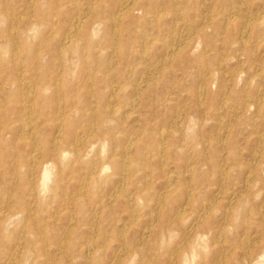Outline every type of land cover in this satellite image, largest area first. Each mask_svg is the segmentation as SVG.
Masks as SVG:
<instances>
[{"label":"bare ground","instance_id":"1","mask_svg":"<svg viewBox=\"0 0 264 264\" xmlns=\"http://www.w3.org/2000/svg\"><path fill=\"white\" fill-rule=\"evenodd\" d=\"M2 1L3 0L0 2ZM39 1L38 7L36 6L35 9L34 2L32 1L33 3L31 4L29 3L30 7H32L33 21L30 20L31 22L24 24V27H22L19 32L15 30L17 24H19L18 22L17 24L13 23L11 25V28L15 30L16 33L15 31L14 33H9L7 31L5 22H7L8 19L3 16L2 11L4 10L3 6L0 4V60L5 63L2 68L4 70L6 68V71L12 68L11 71L14 75L10 76L7 82L10 84L8 92L10 91L13 95L20 94L21 99L19 101L24 103L26 101L24 96L29 95L28 91L30 90L25 88L26 83L32 82L35 94L34 105L42 104L50 107L52 104L55 107L54 111H46L45 115H47V117L43 118V124L49 126L52 129V133L47 135L48 138L45 139L46 141L44 140L42 145H39L34 137V149L31 151V155L28 158L22 157L18 161L12 158L9 165L11 174L16 175V172L24 168V171H28L30 175L34 174V179L31 177V185H34L33 190L38 188L39 193H46V191L51 189L52 183L53 185L58 184L60 179L59 176H67L69 174L71 176L70 168L74 167L76 163H80L77 172L80 173V177L83 176L85 179L82 181L80 180L76 186L78 191L72 200L77 201L79 198L83 197V195L87 196L88 193H93L95 184L105 180L111 173L121 172L123 175L122 184H128V178L131 173H137L140 170L151 173L152 169L149 164L151 158H157L158 164L164 165V163H166V158L170 156L175 159V164L179 170L178 172L181 174L187 173L189 180L182 179L178 181L179 178L174 173L167 175L164 178L165 190L156 197L154 206L160 207L163 200H166L170 195L175 196V193H179V195L185 196L184 206L185 204H189L191 205L190 209L193 208V206H197L198 210H195L197 211L196 213H194V211L189 212L190 214H194L193 219L192 215L190 216L188 214L187 216L185 211L188 209L186 206L178 208L179 202L177 203V201L179 197L173 199L172 203L174 204L171 205L169 210L170 216L164 219L163 231L160 232L161 230H159V236L151 240L150 246L145 247L147 249L143 248V246H145L143 239V233L145 231L141 232L142 234H140L136 240L126 242L123 238L122 230L125 226L120 227L118 225L120 229H115V236L119 244L114 248L112 257L106 258L103 254L104 250H101L103 248L105 249V247L108 246L106 243L113 238L102 237V244L100 245L89 237L79 244L76 238L73 237L74 227L71 225L66 228L64 235L55 234L51 240L44 236V229L37 230L36 227H34V229H29L28 233L24 232L25 235L21 237L10 236L11 230L14 229V226L18 223L20 219H18V217L21 215L18 209H12L9 211L11 214H9V216L6 215L5 221H3L4 224L0 223V264H264V244H262L264 243V232H261L259 239L254 241L253 244L251 243V246H249V243V245H247L248 248L246 247L247 249H245V241L243 239L245 237L239 239V232L237 230L239 226L246 222H249V225H264V215L262 214L259 222L250 220V214L256 209L254 201L260 196L261 191L257 189L253 190L252 188L255 187L259 180H264V173L261 174V171L264 172V133L256 134L255 140L257 141V146L252 153V161L249 163L247 170H243L245 180L241 183L242 190L248 192L250 197H239L237 200L238 204L235 206L231 201V208H226L227 210L223 214L225 220L223 219V222L218 221V216H216L218 208L215 207L214 200H206V198H204L200 201L198 199L201 191L200 185L204 184L203 181L207 179V176H200L201 173H198L195 164L196 162L197 164L201 163L200 166H202V168L205 166L209 167L210 170H208L211 176H209L208 179L210 182L223 181L228 176V173L234 169L233 166L238 164L235 160L238 154L237 149H235L236 127H234V120H230L224 124H222L220 120L219 122L217 121L219 124L215 133L205 131L202 125L209 117V103L208 105L204 103L207 105L208 109L204 108L206 111H202L201 114H198V111L194 108L197 106L196 104L198 102H202L208 95L212 105L217 103V101H219L218 98L222 95L223 97L219 102L221 107L229 106L235 110L239 108L241 112L247 113L251 106L249 102H247L246 96H251L253 101L264 104V91L261 92L258 90L259 94L253 96V93L248 94L245 88L237 87V85L234 86L232 81L238 79L236 78L238 73H236L237 71L235 70H233V72L231 71L232 74L228 78L229 82L227 84H221L218 79L216 80L217 76L215 73L207 69V72L203 74L202 79L197 85L191 84L190 88L186 87L189 92L188 97L190 102L189 105L185 107L184 104H181L179 97L182 82L179 79H174L171 76L169 77L170 74H168V72H170L169 69L171 67L174 68L173 66L169 68L174 61L185 63V66H192L199 71L203 64L211 67L213 57H210V53L208 52L213 49V42H216L217 39L224 42L226 45L225 47L237 60H239V57L243 54L249 56V53L253 54V51L255 52L254 48L260 46V44L264 46V0H236L235 2L232 1L227 7L223 5L225 8L220 7L218 3H216L209 6L202 14H198V19L194 18L188 22L183 20L185 15L177 9V5L180 2H190V0H146L150 8L163 6L162 9L159 8L160 10H155L153 15H151L154 21L158 22L161 18L169 16L173 26V29H170V31L165 34V38L156 39L154 37L155 39H152V41L146 37L142 27L140 28L142 23L147 21V14L150 12L149 8L146 6L145 0H87L85 3L87 5H84L86 6L85 11L78 12V8H76L75 10L78 13L74 16L71 15L72 17L68 15V10H64V7L66 8L68 2H76L79 6L80 2L78 0ZM43 4L53 6L52 12H45ZM255 7L262 11L258 12L257 9L254 11L253 8ZM10 9L13 10V7ZM79 9H81V6H79ZM8 11L10 12V10ZM194 11L198 10L196 9ZM12 12L13 11H11V13ZM14 12H16L17 15V11ZM60 14H64V17L58 18ZM182 15L184 17H182ZM88 18H90V20ZM123 31L129 32V36H123ZM154 31L158 32V29H154ZM104 32H106V34ZM130 32L132 35H130ZM254 32L258 34L261 33L260 38L257 39L258 44L251 43ZM103 34H105V37ZM155 35L157 36V34ZM155 40L160 41L161 52L159 61L156 62L154 60L157 64L153 65L147 63L146 54L148 53L149 42H156ZM22 48L28 49V56L32 60L30 66H28L29 64H24L23 60L18 58L20 49L22 50ZM224 57L220 58L218 66L214 67L213 70L223 71L224 68H222L221 65L225 60ZM51 58L57 59L59 69L56 73H53V71H51L52 69L47 71L50 68L49 63ZM133 58H137L136 64H143V74H145L144 78L140 79L136 85L130 84L131 82L127 76L128 74H125L132 70L129 69L127 71L125 69L131 64L129 62ZM231 62H233V59H231ZM44 66H46V68H44ZM35 67H37L36 70L40 71L41 74H39V72H34ZM122 67L124 68L123 71H121ZM251 67L253 68V75L260 76L262 80H264V58L253 61ZM190 72L191 71L186 74H190ZM195 72L196 71H194V73ZM243 74L244 73H242L241 76L244 77ZM167 75L171 80L168 86L165 87L168 91H164L165 95L163 94L164 92H162L163 95H157V99L161 105H165V102H167L169 105L174 106L175 110L164 117L165 113L163 111L155 114L152 109L153 107L151 108L152 105L149 106L150 100L148 95L151 94L152 91L156 92L164 88L161 78L167 77ZM118 77L120 79L122 78L121 83ZM174 77L176 76L174 75ZM251 80H249V83H251ZM4 85L5 83L3 87ZM187 86H189V84ZM4 88L7 89V87ZM13 88H15L14 92H12ZM126 89L132 92L130 93L133 98L130 102V110H126V104L120 102V100L125 97ZM183 89L184 88L181 90L183 91ZM93 91L98 93L99 96L103 95V97H107V101L103 106L104 109L102 108V121L105 125H103V131L98 133L97 143L87 141L89 137L85 140L84 137L86 136H83L82 133L87 131L88 127L86 128L84 126L85 123L81 122L78 126L72 119V116L79 112L77 110L79 107L77 106L81 95L89 92L92 94ZM183 93L186 94V92ZM227 93H230L231 101L227 99ZM68 96H71L69 104L64 102L69 100ZM205 100L204 102H206ZM140 103H143L141 105L147 107L145 109L147 114L138 119L141 121L139 129L130 127L127 128V130H123L122 126L124 120L128 119L131 114H133L132 112L137 111L134 106H138ZM159 103H155V105ZM13 105L14 103H12L11 106ZM90 110L93 111L94 109ZM100 111L101 110L97 113ZM94 113H96V111ZM215 113H218V111ZM27 116L24 115V117ZM223 116L225 115H222V117ZM148 117H151V120H149ZM235 117L237 118V116ZM36 118L38 119V116ZM30 119L32 120L33 118ZM153 119L154 121H152ZM92 122L95 124L94 120ZM31 124H34V122ZM254 124L257 125V123ZM96 128L97 127H95V129ZM104 128L107 129L104 130ZM113 128L116 130L118 129L120 134L113 136L111 133ZM3 130L5 129L1 126L0 152L4 148L6 149L10 142L21 141L19 135L15 133L11 135L4 134L5 132L3 133ZM89 133L91 134V132ZM252 133L250 134L252 135ZM28 134L30 135V133ZM122 138H125V140ZM243 138H246V136H243ZM198 144H201L202 148H199ZM215 145H221L220 147L226 148L223 153H220L222 150L219 151L222 160H224L221 163L215 161L214 155L211 156L208 154ZM145 150H147V152ZM226 159H231L233 162L225 168L224 162H226ZM198 169H200V167ZM82 170H87L89 172L87 175H83ZM109 170L111 172H109ZM146 172L145 174L147 175L148 173ZM25 175L26 174H24V176ZM114 175L116 176V174ZM113 177H111V179ZM21 180L22 175L18 174L12 181L14 183L12 186L13 188H10V186L7 185L8 182L6 183L2 180V173L0 172V187L2 188L0 190H3L6 195H8L9 199L14 198L17 202L20 200V196L17 194V188ZM191 180L195 182L194 185L190 184ZM146 182L147 181H145V183ZM30 188L32 190V187ZM146 188L147 187L141 189L135 188L132 194L125 195L123 198L126 209L129 215H131L130 219H132V222L139 217V213L136 210L137 207L144 206L142 203H145L144 200L148 198L147 192L144 190ZM242 190L239 191L244 193ZM114 191L115 192L112 193L110 192L106 196V199L101 195L105 203L111 202L118 197L120 194L118 188ZM125 193L126 192H124V194ZM55 196H57V194ZM214 196L216 197L217 194ZM97 197H99V195H97ZM102 199H99L100 203H102ZM16 202L14 205H17ZM248 202L252 204V208L247 210L244 204ZM36 203L37 197L34 196V204ZM89 207L90 206L87 208ZM95 208L98 207L95 206ZM157 209L158 208H156V210ZM97 210L98 209H95V214L98 213ZM26 216L29 217L30 215ZM151 220H153V218H151ZM105 222L106 221H104V223ZM128 222L130 224L131 221ZM89 226L92 227L90 223ZM76 227H78V225ZM107 228L108 227H106V229ZM151 229H153V227ZM177 230L182 231L183 235L181 239L175 241V235L179 233ZM100 234L96 233V235ZM220 238L230 239L234 244L233 250L226 252L222 247L215 248ZM237 248L241 250L238 252L236 250ZM74 260H77V262L75 263Z\"/></svg>","mask_w":264,"mask_h":264},{"label":"rangeland","instance_id":"2","mask_svg":"<svg viewBox=\"0 0 264 264\" xmlns=\"http://www.w3.org/2000/svg\"><path fill=\"white\" fill-rule=\"evenodd\" d=\"M32 1L34 2V9H35L36 6L38 7V4H39L40 1L39 0H32ZM32 1L31 0H3L2 2H0V4L3 6V10H4V11H2V14H3V16L5 18L8 19V21L6 20L7 22H5V25H6V29H7V31L9 33H14L15 30L16 31L18 30V32H19V30H21L22 27H24V24H26L27 22L29 23V22L33 21V18H32V14H33L32 7H30V4L33 3ZM78 1L81 4V5L79 4V6H81V9H79V6L76 4V2H68L66 4V8L64 7V10H68V15L69 16H71V15L74 16L79 11H82V12L85 11L86 6H84V5H87V4H85L87 2V0H83V1L82 0H78ZM232 1L235 2L236 0H222L223 4H222L221 0H208V1L207 0H195V1L194 0H190V2H180L177 5V9L179 11H181L183 15H185V17L182 15V17H184L183 20L188 22V21L193 20L194 18L198 19V17H199L198 14H202L203 11H205L211 5H214V4L218 3V5L220 7L225 8L230 3H232ZM145 2H146V6L149 8L150 12L147 14L148 15L147 16V21L143 22L142 26H140V28L142 27L143 31L146 34V37H148L149 40H151V41H152V39H155V38L156 39L157 38H165L166 37L165 34H167V32L170 31V29H173V26H172V23H171V18L169 16H165V17L161 18L160 20H158V22L154 21L152 19L151 15H153V12L155 10L162 9L163 6L162 7L157 6V8H150L149 7L150 5L147 4L146 0H145ZM220 2H221V4H220ZM24 3H26V4H24ZM8 7H10V8L13 7V10L8 8ZM43 7H44L43 8L44 11L48 12V13L52 12V10H53V6H51L49 4L48 5H44L43 4ZM22 8H24V9H22ZM76 8H78L77 9L78 12L75 10ZM7 9L10 10V12ZM196 9L198 11H194ZM256 9H257L256 7L253 8L254 11H256ZM11 11H13V12L11 13ZM14 11H17V15H18L19 18L22 17V18H20L21 20L17 17L16 12H14ZM257 11L261 12L262 10L261 9H257ZM82 12H81V14H82ZM59 17L63 18L64 14L58 15V18ZM88 19L90 20V18H88ZM17 22L19 24H17ZM13 23L17 24V28H15V30H13L11 28V25ZM154 29H156V30L158 29V32H155ZM16 31H15V33H16ZM104 33L106 34V32H104ZM122 33H124L123 36H129V34H128L129 32H127V31L126 32L123 31ZM105 34H103L104 37H105ZM151 34H153V35H151ZM155 34H157L158 37ZM159 34H160V36H159ZM130 35H132L131 32H130ZM260 35H261V33L258 34V33L254 32L253 37L251 38V40H252L251 43L252 42H253L252 44L257 43V41H258L257 39L260 38ZM218 40L219 39H217L216 42H218ZM151 41L149 42L148 53L146 54V61H147V63L156 65L157 63H155L154 60L156 62H158L159 58H160V52H161L160 44H159L160 41H157V40H155L156 42H151ZM35 42H34V44H35ZM216 42H213V45H212L213 49H211V51L208 52V53H210L209 56L213 57V60L211 59L212 60L211 67H208V65L203 64L204 67L201 66V70L199 71L198 69H196V68H194L192 66H189V65H186L187 66L186 67L185 63H179L177 61L172 62L171 65L169 64L170 65L169 68L171 66L174 67V68L171 67L169 69V71H170V72H168V74H170L169 77L171 76L174 79H179L182 82L181 86H180V91H179V95L180 96L179 97H180L181 104H184L185 107L188 106L189 102H190L189 97H188L189 92H188V89L186 87L190 88L191 84L197 85L200 82V80L202 79L203 74L207 72V69H208V71H213L212 73H215V75L217 76L216 80L218 79V81H220L221 84H227L229 82L228 78L232 74L231 71L233 72V70H235V71H237L236 73H238V76L236 77L238 79L233 80L234 82L232 81V84L234 86L237 85V87L245 88L247 90V93L248 94H252L253 93L252 94L253 96H256L257 94H259V91H261V92L264 91V80H262V78L260 76H257V75L254 76L253 75L254 72L252 71L253 68L251 67L252 64H253V61H255V60L258 61L259 59L264 58V46H261V44H260V46H257V47L254 48L255 52L253 51V54L249 53L250 56L246 55V54H243V55H241L239 57V60H237L232 55V53L225 47L226 45L224 44L223 41L219 40L218 43H216ZM222 44L225 47L224 51H223L224 47H223ZM220 48H221V50H220ZM27 50L28 49H26V48H24V49L22 48V50L20 49V55H19L18 58L23 60L24 64H29L28 66H30V64L32 63V60L28 56ZM154 52H156V53H154ZM224 55H225V57H224ZM230 55H231V57H230ZM243 56H246V57H243ZM221 57H224V59H225L223 64L221 65L222 68H224L223 71L213 70L214 67L218 66V63H219V60H220ZM231 59H233V62H231ZM245 59H247V60H245ZM51 60H50V63H49V65H50L49 67L50 68L47 71L52 69L51 71H53V73H56L58 71V69H59L58 64H57V59L56 58H51ZM34 61H35V58H34ZM136 61H137V58L136 59L133 58L129 62L131 64L128 65L126 67V69H125L127 71L129 69H132V70L128 71L129 73H125V74H128L127 76L129 77V81L131 82L130 84H132V85H136L138 83V81L140 79H143L144 76H145V74H143V67H142L143 64H140V63L136 64L135 63ZM0 63H1L0 64V66H1L0 68H2V66H4L5 63H3V61H1V60H0ZM132 64H134V65H132ZM177 64H179V65H177ZM120 66H121V64H120ZM202 67H203V69H202ZM36 68L37 67L34 68V72L35 73L39 72V74H41L40 71L36 70ZM44 68H46V66H44ZM177 68L181 69V70H178ZM234 68H236V69H234ZM187 69H189V70H187ZM243 69H244V71H243ZM11 70H12V68L8 69L7 70L8 72H7L6 68H5V70L3 68L0 69V87L2 86L0 88V118H1L0 119V127L2 126L3 129H5V130H3V133L5 132L4 134L11 135V134L15 133V134L19 135L21 138L22 137H25V138H22V139L20 138V140H21L20 142H24V143H20L19 141L18 142H15V141L13 142L12 141V142L9 143V145H8V147L6 149L5 148L2 149V151L0 152V172L2 173V180L4 182H6V183L8 182L7 185H9L10 188L14 184L12 182L13 179L18 174L22 175V180L18 184V188H17L18 191L16 190L17 194H19V196H20V200L17 201V202H16V200L14 198H10L9 199L8 195H6V193L3 190H0V223L4 224L3 221H5L6 217L9 216V214H11L9 211H11L12 209H18L20 214H21L18 217V219L19 218L20 219L18 220V223L14 226V229L11 230L10 236L21 237V236L25 235V233H28L29 229H34V227H36L37 230L44 229V231H45V233H43L44 236L49 238V240H51L52 237L55 234L64 235L66 228L69 225H71V226L74 227V232H73L74 236L73 237L76 238V241H78L79 244L82 243L86 238L90 237L91 239L95 240L97 242V244L101 245L102 244V239H103L102 237H111L113 239L109 240V242L106 243V245H108V246L105 247V249L101 248L102 249L101 251L104 250L103 254L105 255L106 258L112 257L114 248H116L118 246V244H119L118 243L119 241L116 240L117 237L115 236V233H116L115 229L119 228V226L120 227L125 226L122 230H123V238L125 239L126 242L136 240L137 237H139V235L142 234L141 232L145 231L143 233V237H144L143 239H144V242H145V246H143V248L147 249L145 247H149L150 246L151 240H153L154 238L159 236V230H161L160 232L163 231L164 219H167L170 216L169 215V210H170L171 205L174 204V203H172L173 199L179 197V199L177 201V203L179 202L178 203V208L179 207L181 208V207L184 206L185 196L179 195V193H175V196L170 195L166 200H163L162 201L163 203L161 202L162 205H160V207L154 206V202H155L156 197L161 192H163L165 190V185H164L165 184V179L164 178L167 175H169L171 173H174L175 175L178 176V178H179L178 181L182 180V179L189 180V178H188L189 176H187V173L186 174L185 173L181 174L180 172H178L179 171L178 167L175 164L176 161H175V159H173L170 156H168L166 158V163H164V165L163 164H158L159 162L156 160L157 158H151L149 160L150 168L152 169L151 173H148V171L146 172V171H142V170L138 171L137 173L136 172L135 173H131L129 175V178H128V182H127L128 184L125 183L124 185L122 184V179H123L122 176L123 175H122L121 172L111 173L110 176L105 178V180H103L102 182H97L95 184V187H94L95 189H94L93 193L90 192V193H88L87 196L83 195V197H81L77 201H75V200H72V198H74V196L76 195V193L78 191L76 186H77V184H78V182L80 180L82 181V180L85 179V178H83V176L80 177V175H79L80 173L77 172V169L80 167V165H79L80 163L79 164L76 163L74 165V167L70 168L71 176H70V174L67 175V176L66 175L59 176L60 179L58 181V184H54L53 185V183H52L51 189L49 191H46L47 194L46 193H39L38 192V188H35V190H33L34 189V185H31V182H32L31 177H32V179H34V174L30 175V173L28 171H24L25 170L24 168L21 169L22 173H21V170H19L20 172L19 171L16 172L15 173L16 175L11 174L9 165H10V162L12 161V158L15 161H18L22 157L28 158L31 155L30 153L34 149V146H33L34 145V137H35V140L38 141L37 143L39 145H42L44 140L46 138H48L47 135L52 133V129L49 126H45L43 124V120H44L43 118L47 117V115H45L46 111H48V110H53L54 111L55 107L52 104L50 105V107L49 106H44L42 104L41 105H36V104L34 105V95L35 94H34V88H33V85H32L33 83L32 82H27L26 83V87L25 88L27 90L28 89L31 90V92H30V90L28 91L29 95H27V96L25 95L24 96V99L27 102L25 101L24 103H22V102L19 101L21 99V95L20 94L19 95H15V94L13 95L12 93H10V91L8 92V90L10 89V88H8V87H10V84H8L7 82L9 80L10 76H14L12 74L13 72ZM123 70H124V68L122 67L121 71H123ZM192 70H193V72H192ZM5 71H6L8 77L6 76ZM189 71H191L190 74H186L187 72L189 73ZM194 71H196V72L194 73ZM219 71H220V73H219ZM222 72H224V73H222ZM242 73H244L243 74L244 77L241 76ZM173 74L176 77H174ZM188 75L190 76V78H189ZM165 77L161 78L164 88L162 90H160V91H156L158 93H156L155 91H152V93L148 95L149 96V100H150V102H149L150 105L149 106L152 105L151 108L153 107L152 109L154 110L155 114L163 111L165 113L164 117L168 116L169 113L174 112V110H175L174 109L175 107L169 105L167 102H165V105H163V104L161 105L158 102V99H157L158 98L157 95H159V94H161V95L164 94L165 95L164 91L165 90L168 91V89L165 88V87L168 86V84L170 83L171 80L169 79L168 75L166 77L167 79ZM251 78H252V80H251ZM118 80L121 83L122 78L120 79L118 77ZM249 80H251V83H253V84L249 83ZM4 83L6 85V86L4 85V87H7V89L3 87ZM188 84H189V86H187ZM3 88H4V90H3ZM182 88H184L183 91L181 90ZM14 90H15V88H13L12 92H14ZM32 91H33V93H32ZM162 92H164V93L162 94ZM183 92H186V94L183 93ZM130 93H132V92H130L129 89H126L125 97H123L122 99L120 98L121 99L120 102L126 104V106H125L126 110H130L131 109L130 108L131 107L130 106L131 105L130 102H131V100L133 98H132V95H130ZM92 94H94V95H92ZM92 94H91V92H89V93H83L81 95V97L79 98V101H78V106H77V107H79V108H77V110L79 112L77 114H74L72 116V119L78 126H79V123L81 122V123H85L84 126L86 128L88 127L87 128L88 130L84 131L82 133L83 136H86V137H84L85 140H86L87 137H89V138H87L88 139L87 141H91L93 143H97L98 142L97 141L98 140V135H99L98 133L103 131V127H104L103 125H105V123L102 121L103 120L102 119L103 118L102 108L104 109L103 106H104V103H106V101H107V99H106L107 97H105V96L103 97V95L99 96V94L96 93L95 91H93ZM222 97L223 96L220 95V98H218L219 101H217V103L212 105L211 101L209 99V95H208V96H206L203 99L202 102H200V103L198 102L200 106L197 103L196 104L197 106H195L194 108H195V110L198 111V114H201L202 111H204V110L206 111V109L210 108V109H208V115H209V117L207 118L208 120L206 119V121L202 125L203 126V130H205V131H208L210 133L211 132L215 133L216 129L218 128V124H219L218 122L220 120H221L222 124L227 123L230 120H234V127H236V129H235V149H237L238 154H237L235 160L238 162V164L236 165L237 167L233 166L234 169H232V171H231L232 173L229 172L228 176L223 181L210 182L209 179H208L209 176H211V173H209V170H210L209 167L205 166V167L202 168V166H200L201 163L197 164V162H196V164H195V166H196V168L198 170V173L199 174L201 173L200 176H202V175L203 176H207V179H205L203 181L204 184L200 185L201 191H200V196H198V199L200 201L203 200L204 198H206V200H209V199L214 200L215 207L218 208V212H219V213L217 212V215H216V216H218V221H222L223 222V219H224V215L223 214L227 210L226 208H228V209L231 208L230 207L231 201L234 203V206H235L236 204H238L237 200H238L239 197H241V198H246L247 196L250 197L249 196L250 194L248 192H244L242 190L243 188H242V184L241 183H243V181L245 180V175H244L243 170H247V168L249 166V163L252 161V153L254 152V150H255V148L257 146V141L255 140V136H256L257 133H264V104H262L260 102H257V101H253L251 96H246V98L248 100L247 102H249L251 108L248 110L247 113H243V112L240 111L239 108H236V110H235L234 108L229 107V106L228 107H226V106L221 107L219 102H220V99ZM248 98H250V99H248ZM227 99L229 101H231L230 93H227ZM204 100L206 102H204ZM3 101L4 102L6 101V102L4 103ZM32 101H33V103H32ZM70 101H71V96L69 97V100H66L64 102L69 104ZM9 103L11 105H12V103H14V105L11 106ZM155 103H159V104L155 105ZM204 103H207V105L209 103L208 108H207V105H205ZM23 104H24V106H23ZM141 104H143V103L138 104V106L137 105L134 106V108L136 107L135 109L137 111L132 112L133 114H131V116L128 119L124 120V122H123L124 124L122 126L123 130H125V129L127 130V128H130V127L133 128V129H134V127L139 129L141 121H139L138 119L141 116H144L145 114H147V112L145 111V109L147 107H144ZM252 105H254V106H252ZM31 106H33V107H31ZM218 106H219V108H218ZM40 108H43V109H40ZM204 108H206V109H204ZM30 109H32V110H30ZM90 109H94L96 111V113L99 110H101V111L96 114V113H94L95 112L94 110H93L94 111L93 112ZM200 109H201V111H200ZM217 111H218V113H215ZM234 114H237V115H234ZM256 114H257V116L259 118L256 116ZM24 115L25 116L28 115V116L24 117ZM222 115H225V116L222 117ZM37 116H38V119L39 118H41V119L38 120L36 118ZM229 116H234V117H229ZM235 116H237V118ZM30 118H33V119L31 120ZM148 118H149V120H151V117H148ZM12 120H13V122H12ZM93 120L95 121V124H94V122H92ZM136 121H137V123H136ZM152 121H154V119ZM33 122H34V124H31ZM9 123H11V124H9ZM27 123H29V124H27ZM254 123H257V125L254 124ZM44 126L46 127V129H45ZM32 127H33V129H32ZM95 127H97V128L95 129ZM23 129L25 130V132H24ZM89 129H90V131H89ZM106 129L107 128H104V130H106ZM89 132H91V134ZM113 132H114V134H113ZM28 133H30V135ZM95 133H97V134H95ZM111 133H112L113 136H117V135L120 134V131H118V129L116 130L115 128H113L111 130ZM250 133H252V135ZM91 136H92V138L90 139ZM243 136H246V138H243ZM24 139H26V140H24ZM122 139L125 140V138H122ZM27 140H28V142H27ZM92 140H94V141H92ZM198 145H199V148H200L201 144H198ZM220 146L221 145H219V146L215 145L214 147L216 149L214 147H212V149L208 153L211 156L214 155L215 156V161H217L218 163H221L222 161H224V160H222V156H221L220 153H223L224 150L226 149V148H223V147H220ZM119 150H120V148H119ZM220 150H222V151H220ZM145 151L147 152V150H145ZM219 151H220V153H219ZM239 152H240V154H239ZM164 162H165V160H164ZM232 162H233V160H231V159L227 160L226 159V162H224L225 168ZM199 167H200V169H198ZM82 171H83V175H87V173L89 172L87 170H82ZM109 172H111V171L109 170ZM145 172L148 173L147 174L148 176L145 174ZM262 173H264V172L261 171V174ZM24 174H26V175L24 176ZM114 174H116V176ZM113 175H114V177H113ZM111 177H113V178L111 179ZM29 181H30V183H29ZM145 181H147L146 182L147 184L145 183ZM33 184H34V182H33ZM190 184L194 185L195 182L193 180H191ZM221 186H223V187H221ZM30 187H32V190H31ZM143 187H147L144 190L147 192V197L148 198H146V200H144L145 203H142V204H144V206H138L137 207L136 210L139 213V217L137 218V220H134L132 222V219H130L131 215H129L128 210L126 209V204L123 201L124 200L123 198H124L125 195L132 194V192L135 191V188H138V189L140 188L141 189ZM117 188H118L120 194H122V195L119 194L118 195L119 198L117 197L115 200L113 199L111 202L105 203V201L102 199L101 195L103 196V198L106 199V196L110 192L111 193L115 192L114 190H117ZM0 189H2V188L0 187ZM252 189L253 190L257 189L259 191L261 190L260 191V196L256 199V201H254V205L256 206V209L253 212L254 214L253 213L250 214V218H251L250 220L251 221L259 222L261 216L264 215V180H261V181L259 180V182H257L255 187H253ZM239 190L240 191L242 190L244 193L240 192ZM63 191H65V192H63ZM124 192H126V193L124 194ZM20 193H21V195H20ZM251 193H253V192H251ZM56 194H57V196H55ZM65 194H66V196H65ZM216 194H217V196L215 197L214 195H216ZM97 195H99V197H97ZM34 196L37 197V203L36 204H34ZM54 199H55L56 202L54 201ZM99 199L100 200L102 199V203H100ZM15 202L17 203V205H14ZM106 205H107V207H106ZM251 205L252 204L250 202H248L247 204H244L245 209L248 210V209L252 208ZM88 206H90V207L87 208ZM95 206H97L98 208H95ZM185 206L188 209L187 210L185 208L187 210V211H185L187 216H188V214L190 216L192 215V217L194 219V214L193 213L190 214L189 212L194 211V213H196L197 211H195V210H198V207L197 206H193V208L190 209L191 205L185 204ZM156 208H158V209L156 210ZM44 209H46V210H44ZM95 209H98L97 210L98 213H96V214L94 213ZM55 210H57V211H55ZM90 210H92V211H90ZM5 211H6V213H5ZM106 212H107V214H106ZM26 215H30V216L28 217ZM57 215H59V216H57ZM55 218H56V220H55ZM151 218H153V220H151ZM32 219H33V221H32ZM90 220H91L92 223L90 222ZM156 220H158V221H156ZM104 221H106L105 222L106 224L104 223ZM128 221H131L130 224H129ZM134 222H135V224H134ZM150 222H151V224H150ZM89 223L91 224L92 227L89 226ZM248 223L249 222H246V223H244L243 225H241V226H239L237 228V230L239 232L238 233L239 239H241L242 237L246 238V239L243 238L244 241H245V243H244L245 244V249L248 248L247 245H249V243H250L249 246H251L254 243V241L259 239V235H260L261 232H264V225H258V224L257 225L256 224H250L249 225ZM35 224H36V226H35ZM66 224H67V226H66ZM77 225H78V227H76ZM160 226H162V227H160ZM106 227H108L107 228L108 232H107ZM152 227H153V229H151ZM75 229H77L78 231L75 230ZM88 230H90V231H88ZM110 231H112V232H110ZM177 231L179 233H177L175 235V241H178L179 239H181V237L183 235L182 231H179V230H177ZM244 232H245V234H244ZM96 233L97 234L101 233V234L100 235H96ZM94 235H96V236H94ZM252 238H254V239H252ZM248 239H250V240H248ZM219 240L220 241H218V242L220 244L216 243L215 248L222 247L223 249H225L226 252H228V251L230 252V251L233 250L234 244H233V242L230 239H228V238L227 239L220 238ZM112 244H113V246H112ZM262 244H264V243H262ZM220 245H222V246H220ZM236 250L239 252L241 249L237 248ZM74 262L76 263L77 260H74Z\"/></svg>","mask_w":264,"mask_h":264}]
</instances>
